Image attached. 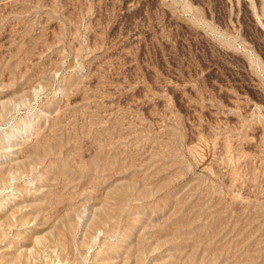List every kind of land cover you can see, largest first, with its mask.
Returning a JSON list of instances; mask_svg holds the SVG:
<instances>
[{
  "label": "rangeland",
  "instance_id": "1",
  "mask_svg": "<svg viewBox=\"0 0 264 264\" xmlns=\"http://www.w3.org/2000/svg\"><path fill=\"white\" fill-rule=\"evenodd\" d=\"M0 264H264V0H0Z\"/></svg>",
  "mask_w": 264,
  "mask_h": 264
}]
</instances>
